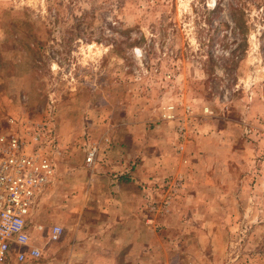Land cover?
<instances>
[{
  "label": "rangeland",
  "instance_id": "374dc122",
  "mask_svg": "<svg viewBox=\"0 0 264 264\" xmlns=\"http://www.w3.org/2000/svg\"><path fill=\"white\" fill-rule=\"evenodd\" d=\"M246 11V50H225L205 28L226 0H0V135L54 166L29 222L41 261L60 242L32 225L62 214L66 175L127 145L150 152V264H264V22Z\"/></svg>",
  "mask_w": 264,
  "mask_h": 264
},
{
  "label": "crops",
  "instance_id": "0c3cea01",
  "mask_svg": "<svg viewBox=\"0 0 264 264\" xmlns=\"http://www.w3.org/2000/svg\"><path fill=\"white\" fill-rule=\"evenodd\" d=\"M126 146L118 158L105 161L103 172L91 169L84 176L66 175L69 185L59 192L62 214L52 217L49 226L38 220L33 223L47 234L54 224L63 229L58 240L61 248L55 251L52 264H150V174L145 166L150 152L144 148L135 165L136 151Z\"/></svg>",
  "mask_w": 264,
  "mask_h": 264
},
{
  "label": "built area",
  "instance_id": "2783aa9c",
  "mask_svg": "<svg viewBox=\"0 0 264 264\" xmlns=\"http://www.w3.org/2000/svg\"><path fill=\"white\" fill-rule=\"evenodd\" d=\"M38 142L29 146L17 135H0V264H45L28 230L32 211L54 176L52 160ZM95 154V148L88 150L89 164ZM62 232L52 225L48 240L58 241Z\"/></svg>",
  "mask_w": 264,
  "mask_h": 264
},
{
  "label": "trees",
  "instance_id": "16d2710c",
  "mask_svg": "<svg viewBox=\"0 0 264 264\" xmlns=\"http://www.w3.org/2000/svg\"><path fill=\"white\" fill-rule=\"evenodd\" d=\"M250 1L253 2L255 8L258 11V19L261 22H264V0H226V6L228 9V20H223L218 22V26L215 28L207 27L206 33L211 31L212 33H217L222 26L227 27L229 29V33L234 36L233 42L230 44H223V48H228L225 50H246L247 41L246 35L248 34L249 26L247 23V9L250 5ZM223 11V7L221 4L214 6L213 8H207L204 6L201 9V16L204 20V24L212 23L215 17L218 16ZM76 20H82L84 16H75ZM201 28V27H200ZM203 30V29H202ZM211 38V35L208 36V39ZM222 38H225V35H222ZM232 44V46H230Z\"/></svg>",
  "mask_w": 264,
  "mask_h": 264
}]
</instances>
